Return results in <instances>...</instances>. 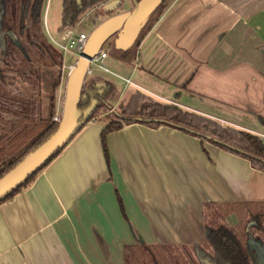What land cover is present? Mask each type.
<instances>
[{
	"label": "crops",
	"instance_id": "obj_1",
	"mask_svg": "<svg viewBox=\"0 0 264 264\" xmlns=\"http://www.w3.org/2000/svg\"><path fill=\"white\" fill-rule=\"evenodd\" d=\"M133 7L125 0L121 12ZM157 13L134 64L108 61L109 55L104 61L131 84L103 72L93 76L98 86L112 84L108 99L115 101L107 108L142 93L264 142V0H169ZM64 99L61 83L56 117ZM106 125L103 115L89 122L28 187L0 205V264H124L126 247L137 245L200 254L208 204L235 208L226 215L234 228L240 205L264 203L263 170L170 126L132 124L111 133L107 164Z\"/></svg>",
	"mask_w": 264,
	"mask_h": 264
},
{
	"label": "trees",
	"instance_id": "obj_2",
	"mask_svg": "<svg viewBox=\"0 0 264 264\" xmlns=\"http://www.w3.org/2000/svg\"><path fill=\"white\" fill-rule=\"evenodd\" d=\"M9 1L3 0L0 9V179L47 142L57 131L59 122L54 120L57 115L56 92L62 83V73H58L45 104L42 95V69L56 65L61 67L64 61L62 53L48 43L42 32L47 0ZM104 1L106 0H81V3H78L77 0H63L62 25L59 33L69 27H75L86 11ZM167 1L169 0H166L158 11L163 10ZM153 17L147 22L148 28L144 31L146 24L141 30L143 34L140 40L137 42L139 35L135 43L122 54V58L128 56L134 45L136 47L140 45L141 39L153 25V23L149 25ZM7 72L19 75L25 85L31 88L30 91L8 90ZM83 92L85 96L79 103V111L83 114L92 105L94 107L85 119L83 115L81 116L79 120L81 126L71 140L20 186L2 198L0 205L28 187L74 137L89 122L97 118L99 111L105 106V101L112 94L113 87L110 83L98 86L92 82L88 88L84 86ZM176 97L178 99L179 96ZM121 111L123 114L120 118L104 117L107 125L102 131L101 139L107 164L110 163L108 136L123 129L124 126L143 124L152 128L170 126L244 157L251 161L255 168L264 171V142L260 136L252 132L221 125L211 118L185 110L176 104L161 103L142 93L135 94L128 105L121 106ZM118 201L123 217L129 221L123 200L119 195ZM216 209L215 205L208 204L205 214L206 237L213 251L224 264H257L255 251L247 247L235 229L226 223L211 227L216 224L215 217L219 216V210ZM232 209L235 208H230L227 213H231ZM235 211L240 218L239 224L242 226V223H245L244 230L248 237L252 235L250 231L254 230L257 236L262 235L264 239V203L243 204ZM151 247L153 246L126 247L124 264H140L145 261L138 249L143 248L144 253L148 254L151 253ZM154 248L166 247L154 246ZM129 252L132 257L128 255Z\"/></svg>",
	"mask_w": 264,
	"mask_h": 264
},
{
	"label": "water",
	"instance_id": "obj_3",
	"mask_svg": "<svg viewBox=\"0 0 264 264\" xmlns=\"http://www.w3.org/2000/svg\"><path fill=\"white\" fill-rule=\"evenodd\" d=\"M81 3V0H77ZM166 0H133L134 7L130 11L120 12L104 20L90 34L74 69L68 74L62 115L55 134L36 151L30 153L23 162L0 179V200L20 186L28 177L39 170L58 150L63 148L81 126L80 118L84 119L92 111L94 105L84 112L79 111V103L85 96L83 92L87 72L91 60L111 39L115 38L114 50L118 57L130 48L149 19ZM125 0H106L102 13L109 14L120 11ZM263 243V241H262ZM247 245L256 253V263L264 264V243Z\"/></svg>",
	"mask_w": 264,
	"mask_h": 264
},
{
	"label": "rangeland",
	"instance_id": "obj_4",
	"mask_svg": "<svg viewBox=\"0 0 264 264\" xmlns=\"http://www.w3.org/2000/svg\"><path fill=\"white\" fill-rule=\"evenodd\" d=\"M9 3H10V1H9ZM104 4H106V1L101 2V3L97 4L96 6H94L93 8L86 11L85 14H83L80 17L79 23L75 27H72V28H75L79 33L85 32V33L90 34L98 26L99 21H102V19H104V18L107 19L114 14H119L121 12V10H123V9H121L120 11L115 12V13L104 14V13H102ZM2 6H3V0H0V9ZM46 7H47L46 25L48 27V31L53 36L59 37V34H60L59 29L62 25L63 0H47L46 1ZM157 12H159V11L157 10L154 13V17L149 22V25L153 23L155 17L157 16V14H159ZM147 28H148V24L145 26L144 31ZM42 32H43L44 36L46 37L45 30H44V21H43V25H42ZM142 34L143 33L140 34V37L137 40V42L140 40ZM46 39H47L48 43H50L47 37H46ZM115 40L116 39L113 38V39L109 40L104 45V48L106 49V51L109 55V58H110L108 61H115L118 63H120V61H121V62H126L128 64H134V56L136 55V45H134L131 48V51L129 52V54L126 58H122V57L119 58L117 56L115 50H114ZM62 55H63V59H64L63 66L60 67V66L56 65L54 67H43V69H42V71H43V73H42V95L44 96V99H45L44 103L45 104L48 100V96L50 95L51 86L53 85V83H54L59 72L62 73V80H63L62 85L64 86V91L66 93L69 75L67 73V70L65 71V73H63V67H64V65H69V64L75 62L77 57L71 53L62 54ZM2 68L4 70V68H5L4 64L2 65ZM95 75H97V72L95 73ZM6 76H7L6 77L7 88L11 92L21 91L22 89H24V90L28 89L30 91L31 88H29L28 86L25 85V83L23 82L22 78L19 75L7 72ZM92 79H93L92 77H87L86 82H85V86L87 88L92 83ZM118 79L119 78H114L115 83L121 84V86H123L124 85L123 80H121V79L118 80ZM33 92H34V90H33ZM114 94H116V96H118L119 91H118V93L115 92ZM126 96L128 97L129 94H127ZM130 100L124 106L128 105ZM107 101H105L106 105L99 111L98 116L103 115L104 117L110 116V118H116V117L120 118V115L123 114V111H121V106H123V105H117L112 109L110 108V110H111L110 111L107 108V106L109 107V105H111V103H113L112 105H114L115 97L108 99ZM107 104H109V105H107ZM243 121L245 123H247L246 120H243ZM262 131H264V130H262ZM260 137L262 139V136H260ZM229 209L230 208H225L224 210L221 209L218 211L219 216L215 217L217 219V220H215L216 224L212 225L211 226L212 228L217 227L222 223H226L228 225V223L226 221V215L229 214V213H227V211ZM258 209L261 210L263 208H258ZM213 222L214 221L212 220V223ZM209 224H211V223H209ZM242 224H243L242 226L240 224H238L233 229L236 230L240 239H242V241L245 242L246 245H257V244H261L262 241H264V239H262V235L257 236L256 231H254V230L250 231V233L252 235L248 237L247 233L244 230L245 223H242ZM201 249L203 251L200 254L195 253V252H190L189 254H185L184 252L182 253V251H180V250H176V249H172V248L167 249V248L151 247V253H148V254L144 253L143 248H140L138 250L141 251L145 261H147L148 263H152V262L157 261L160 264H164L165 262H171L172 264H224L219 259V257L216 255V253L213 251V249L211 248L208 241H206V243L204 245H202ZM128 255L130 257H132V254L130 252L128 253Z\"/></svg>",
	"mask_w": 264,
	"mask_h": 264
},
{
	"label": "built area",
	"instance_id": "obj_5",
	"mask_svg": "<svg viewBox=\"0 0 264 264\" xmlns=\"http://www.w3.org/2000/svg\"><path fill=\"white\" fill-rule=\"evenodd\" d=\"M44 30L46 37L49 42L58 49L62 54H73L77 57L75 62L64 65L63 73L67 70L69 74L72 69H74L78 59L81 57V54L85 51V45L89 38V33L81 32L79 33L75 28H67L62 33L59 34V37H55L48 31V27L46 25V14L44 20ZM108 53L104 49H102L96 56H94L91 60L90 67L87 72V77H92L96 72H103L107 74H111L121 80H123L126 84H131V79H125L119 76L118 74L112 72L105 64L104 61L107 58ZM55 121H59V117H55Z\"/></svg>",
	"mask_w": 264,
	"mask_h": 264
},
{
	"label": "flooded vegetation",
	"instance_id": "obj_6",
	"mask_svg": "<svg viewBox=\"0 0 264 264\" xmlns=\"http://www.w3.org/2000/svg\"><path fill=\"white\" fill-rule=\"evenodd\" d=\"M140 264H159L157 262L148 263L147 261H143ZM164 264H172L171 262H165Z\"/></svg>",
	"mask_w": 264,
	"mask_h": 264
}]
</instances>
